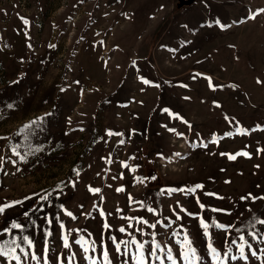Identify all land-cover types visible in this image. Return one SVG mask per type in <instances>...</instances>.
I'll return each mask as SVG.
<instances>
[{
	"label": "rangeland",
	"instance_id": "1",
	"mask_svg": "<svg viewBox=\"0 0 264 264\" xmlns=\"http://www.w3.org/2000/svg\"><path fill=\"white\" fill-rule=\"evenodd\" d=\"M176 2L0 0V243L122 264L113 236L179 259L187 232L212 264L203 218L221 258L257 252L227 264H264V0Z\"/></svg>",
	"mask_w": 264,
	"mask_h": 264
},
{
	"label": "snow or ice",
	"instance_id": "2",
	"mask_svg": "<svg viewBox=\"0 0 264 264\" xmlns=\"http://www.w3.org/2000/svg\"><path fill=\"white\" fill-rule=\"evenodd\" d=\"M260 12H264V9H261ZM259 13L253 14L250 18L255 19V16ZM26 25L28 24V21L24 19L23 21ZM217 24H220V21H216ZM221 28L226 27L223 24H220ZM144 83H149L147 80H143ZM158 87V85H157ZM11 107V105H9ZM163 111L168 112V109H164ZM33 124H36L39 127V123L37 121H34ZM31 125H26L25 128H30ZM172 131V129H170ZM109 135H113L114 133L109 132ZM243 134V133H242ZM13 153L17 156H20V153L16 151V148L14 147L12 149ZM243 155H248L247 153H242ZM23 159V157H20ZM230 159H235V155H230ZM3 158L0 157V161H2ZM127 167V165H124ZM79 174V173H77ZM202 188V185H196L195 188L189 189L188 191L190 193H193L196 191V189ZM93 193H99L100 189H90ZM123 189H117V191H122ZM171 191H176V189H172ZM251 195V194H249ZM41 199L47 200V196L41 197ZM243 199H247V197H242ZM256 198H253L255 200ZM264 199V198H261ZM22 201H16L15 204H22ZM14 207V204H6V205H0V214H6V210L9 208ZM201 208L204 207L203 204L200 205ZM183 210V209H182ZM149 212H154V209L148 208ZM186 211V210H184ZM213 211H218L216 209H213ZM101 215H103V210L100 212ZM25 216L28 215L27 212L24 213ZM66 215L69 217H73V214L69 211H66ZM191 215V214H190ZM74 218V217H73ZM181 217H177V219H180ZM58 219V218H57ZM49 224L52 223L51 220L47 221ZM147 224V221H138ZM34 223V222H33ZM258 223L261 225H264V220H259ZM200 227L203 231V235L208 238L207 242V252L208 255L211 257L212 264H227V261L230 259L232 261H247L248 260V255L245 253V246L250 251V254L252 257L257 256V252L252 249L251 244L248 243L247 240H245L244 236H240V240L243 241L242 244L239 245V256L232 255L229 256V254L226 252L223 255V258H221L220 252L213 246L211 242V236L209 234V224L204 221L203 218L199 220ZM213 224L215 225L216 228L218 229H224L227 230L226 226L217 224L215 221H213ZM60 227L63 229L65 226L63 224H60ZM105 228H108L109 225L105 224ZM131 227V225H129ZM150 227L155 228L156 225L152 224ZM24 225H22L19 222L12 221L10 225V229L18 230V231H23ZM9 228H5L3 231L4 233H8L10 231ZM121 233H124L126 230L121 227L119 229ZM178 235V233H177ZM251 235L255 238V233H251ZM46 237L52 236L51 231L45 232ZM111 240L113 244L115 245V250L117 255L123 256L124 260L122 264H130L129 258L131 261V264H155V262H158V264H205L204 257L200 254H198L197 249L193 246V241L190 239V236L187 232L184 233V240L182 242H178L180 244V254H179V259L173 255V250L172 248H168L166 255L165 249L161 247L159 243L153 239V242L150 246L149 249L145 248L144 243L138 242L135 237H133L131 243L136 245L135 252H130L129 250L125 249L123 252L121 251V244L126 243L124 241L117 242L116 237H111ZM232 243H235L233 241ZM27 244L28 248L25 249L22 245ZM76 244L80 245L85 253L89 252V247L86 246V242L82 240H77ZM71 247L67 235L63 237V248L69 249ZM51 249L48 247V242L47 240L45 241V246L43 250V256L40 257L37 255L35 251V245L34 241L28 236V235H21L19 237H14L11 241H4L3 243H0V264H2L3 261H6L7 264H12V262H15V264H27V261L29 257L31 258L32 261H36V264H50V259H49V252ZM96 249L95 247L92 248V252H95ZM230 251V250H229ZM87 261L88 264H98V260L101 261V264H113V261L111 260L109 256V252L107 248L105 247L104 250L102 251L101 257L94 259L91 256H85L84 257ZM68 264H72V262L75 259V254H70L67 258ZM57 264H64L65 258L62 256H57L56 257Z\"/></svg>",
	"mask_w": 264,
	"mask_h": 264
},
{
	"label": "water",
	"instance_id": "3",
	"mask_svg": "<svg viewBox=\"0 0 264 264\" xmlns=\"http://www.w3.org/2000/svg\"><path fill=\"white\" fill-rule=\"evenodd\" d=\"M194 0H177V2L175 3V7L176 8H180L182 6H186L189 5L193 2Z\"/></svg>",
	"mask_w": 264,
	"mask_h": 264
},
{
	"label": "bare ground",
	"instance_id": "4",
	"mask_svg": "<svg viewBox=\"0 0 264 264\" xmlns=\"http://www.w3.org/2000/svg\"><path fill=\"white\" fill-rule=\"evenodd\" d=\"M126 153H127V152H126ZM123 164H124V163H123ZM117 170H118V171H120L121 169H118V168H117ZM132 179H133V178H132ZM132 181H133V180H132ZM132 181H131V182H129V183H132Z\"/></svg>",
	"mask_w": 264,
	"mask_h": 264
}]
</instances>
